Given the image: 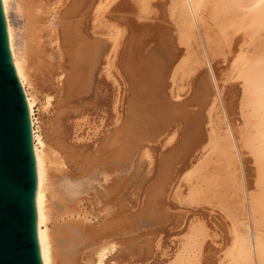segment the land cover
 Segmentation results:
<instances>
[{"label":"bare ground","instance_id":"6f19581e","mask_svg":"<svg viewBox=\"0 0 264 264\" xmlns=\"http://www.w3.org/2000/svg\"><path fill=\"white\" fill-rule=\"evenodd\" d=\"M2 1L8 48L30 120L43 264H115L123 256L115 249L118 234L129 237L142 227L155 239L170 230L168 224L178 230L174 239L169 237L171 245L163 246L158 236L155 243L146 242L138 260L159 252L165 257L162 264H264V58L249 60L244 55L249 52H243L246 37L258 35L252 28L264 30L263 16L245 13L235 19L229 11L217 16L213 0H63L57 18L59 9L52 16L48 0ZM223 1L222 10L258 8L264 13V0ZM114 3L138 9L140 19L153 21L160 30L155 41L151 37L145 44V31L142 43L141 31L134 33L140 39L128 36L129 31L124 41L133 23L126 11H108ZM11 11L20 20L17 26ZM217 64L225 69L237 65L243 80L237 117L224 107L216 117L213 99L223 69ZM100 74L116 85V92L107 91L115 92L114 98L110 95L113 115L118 117L124 103L128 114L80 163V143L96 136L100 126L86 116L99 103ZM211 86L216 91L210 100ZM191 87V100L176 103ZM40 97L59 109L55 124L44 132L36 118ZM137 117L145 120L143 128ZM140 151L148 159L147 176L155 174L142 207L124 219L113 210L114 217L92 224L82 202L98 209L107 203L116 173L132 165ZM248 154L256 169L255 194L245 177ZM170 191L176 202H185L184 209L198 210L172 211Z\"/></svg>","mask_w":264,"mask_h":264},{"label":"rangeland","instance_id":"374dc122","mask_svg":"<svg viewBox=\"0 0 264 264\" xmlns=\"http://www.w3.org/2000/svg\"><path fill=\"white\" fill-rule=\"evenodd\" d=\"M61 2L64 3L63 0H48L47 11H52L51 14L53 16V11H58V9H59L58 13L56 14V17L58 18L60 12L64 11V6H61V7L58 6L59 4L60 5L62 4ZM213 2H214V8H215L217 16H221L223 14V11H229L230 17H233L235 19L242 18L245 13H250V15L255 17L256 19H259V18H261L263 16V19H264L263 11L259 10L258 8L242 9V8L235 7V8L230 9V10H227V9L222 10L223 6H221V0H213ZM224 3H226V1ZM57 6H58V8H57ZM128 6H134V5L132 3V4L128 5ZM225 7H226V5H225ZM60 8H62V9H60ZM108 11H111L115 15L118 14L116 11H121V13L126 11L127 16L131 18L132 23H133L132 24V28H133V30H135V29L136 30L135 31H133L132 29H128V31L126 30L127 33H124L125 34L124 38H123L124 41L126 39H128L127 37L131 33H133L132 36L136 37L135 34L136 35L140 34V31H141L142 32L141 34L143 35L144 33H146L148 35L147 36L148 38H146V36L143 35L141 37L142 39H140L139 36L141 34L138 35V37H136V38H139L140 42L143 40V38H146V39H144V43L146 44L147 40L151 39V37H152V39L150 41H152V40L155 41L156 37L160 34V30L157 29V26L155 27L156 24H154L153 21H150V20L147 21V19L145 20L144 18L140 19V13H139L138 9L136 10V9H133L132 7H126V6L124 7V9H120V8L115 7V3H114L109 8ZM11 12H10L11 21H12L14 26H17L18 25V21H20V20H19V18H17V13L16 12H14V11L12 13ZM109 20H110V17H109ZM53 21H58V20L54 19ZM252 29L254 30V34H258L260 37L258 35H257L258 37L256 36V38L255 37L254 38L246 37V39L244 40V41H246V45L243 46V48H244L243 52L245 53V49H246V52H249V53L248 54H246V53L244 54L243 53V54L246 55L248 57V59L250 57L252 59H254V60L262 59V58H264V50L262 49V48H264L263 47V45H264V30H262L261 27L252 28ZM129 31H130V33L128 34ZM143 31H145V32L143 33ZM151 32H153L152 35H151ZM155 32H157L156 33L157 35L155 34ZM127 34H128V36H127ZM257 38H258L259 41L256 40ZM259 43L261 44V46H260ZM257 45H259V46H257ZM139 46H140L139 51H142L144 49V48H141L143 45L140 44ZM252 46H254V47H252ZM257 48L261 49V51L260 50L256 51ZM254 53H256V54H254ZM257 53H259V54H257ZM255 55H258V56H255ZM256 57H258V58H256ZM249 60H251V59H249ZM254 60H252V61H254ZM216 62L219 63V61H216ZM219 65L217 64L216 66L218 68H220L222 66V64L220 66ZM203 68L200 69L199 74L201 73V71H204ZM222 70H224V71H222ZM227 70H228V72H226ZM219 71L222 72V74L220 73V75L223 76V77L221 76V79L219 77V82H218L219 84L218 85H220L219 86L220 88L219 87H215L214 85L213 86H214L215 89H217V88L220 89V90L219 89L217 90V94H219V95H217L216 92H215V95H216L217 98L220 97L222 95V93H223L222 97H223V99L225 98V100H222V101H225V103L224 102L221 103L222 101L220 99H217L216 97L214 98V96H215L214 95V90L215 89H213V87L211 86L212 88L210 90L211 91L210 95L212 94V91H213V94L211 95V97H210V95H208L209 96L208 98H210V100L213 99V98H214L213 100L216 99L215 101H217V102H215L214 105L215 104L218 105V107H216V105H215V107L217 109L215 107L213 108L212 115H213V113L215 115V113L219 112L220 115H218V113H217L216 117L217 116H221L223 113H221L222 111L220 112L219 110H221L224 107L225 109H227V112L229 113V115L231 117H237V105L239 103L238 101L240 100L239 96L241 95L243 80L240 77V73H239V71L237 69V65L228 66L227 69H225V67H223V69H219ZM102 75L101 74L99 75V77H98L99 83L96 85V87L98 88V92H99V99L97 100L99 102V103H97L99 106L97 104H95L97 107L96 106H91L90 107L91 110H87V111H89L88 113L86 112V114H87L86 116L87 117L92 118L97 126L100 125L99 127H97V133H96V136L99 135V137H96L95 135H93L95 137L92 136V138H90V140L86 139L87 142L83 141L84 143L83 142L80 143V145H83V150L81 149L82 152L80 151V153L82 155L79 158V160H81L80 163H82L84 161L83 159L86 157L84 155H87L88 152H89V154H94L92 152H94L95 147L99 148V146H101L102 141L104 139H106L107 136L112 134V132H114L117 129L118 125L119 126L121 125V121H122V123L124 122V119L127 117V114H128L127 111H126L127 110V108H126L127 104L124 103V105L122 104L123 105L121 107L122 110H120L118 117L117 116L115 117V115H113L115 113H114L113 107H111V106H113V102H114L112 100H113L114 94L116 92V89H115L116 85H115L114 82H112V79L109 78L108 79L109 81H108L105 78V76H102ZM224 76H225V78H224ZM94 88H93V90H94ZM192 88L193 87L189 88L190 91L188 90L187 92H185L186 93L185 97H184V93H182L181 100L179 102H176V103H179V104L182 103V105H183V104L187 103L188 100L190 101L191 97L189 95H191L193 93V91H194V90H192ZM109 89H111V90H113L115 92H112V94H109L110 91H111ZM221 90L224 91V92H221ZM107 91L109 93H107ZM191 91H192V93L190 94ZM103 93L106 94L109 97H110V95L111 96L113 95L112 96L113 98L112 97H110L111 99L108 98V97L104 98L105 96H104ZM222 97H220V98L222 99ZM109 99H110V101H112V104H109V103H111L110 101H108ZM218 101H220V102H218ZM52 102H54V100ZM104 102H106V103L104 104ZM226 103L228 105H230L229 103H231V106H228ZM105 105H106V107H104ZM232 105H233V107H232ZM101 106L103 107V110L101 109L102 108ZM37 107H38V111H37L36 118L38 119V124L41 126V129L44 132V131H46L45 129H48L51 125L55 124L54 121L57 119L59 109H57V107H55L54 104L52 105V103L50 105H47L45 100L43 98H41V97L38 100V106ZM98 108H99V110L101 109V112L98 110ZM224 108H223V110H224ZM231 108H233V109H231ZM214 109H216L215 111H217V112H214ZM230 110H231V112H230ZM232 110H235V111H232ZM223 112H225V111H223ZM235 112H236V115H235ZM93 113L96 114V116ZM98 113H100L103 116V118H102V117H100L101 115H99V118H101L100 120H99L98 115H97ZM230 113H232V115ZM89 114H90V116H89ZM113 116L115 117V119L118 118L117 120H118V122L120 124L118 122H116L117 120L115 121V119H113ZM96 117L98 118V121H96L97 120ZM137 118H138L137 122L141 121V122H139L138 126L139 127H142V126L144 127L143 124H144L145 120L144 119L142 120L139 117H137ZM178 118L180 120H182V117H178ZM102 119H104L105 121L104 122L101 121ZM113 121H115L116 123L114 124ZM97 122L98 123L100 122L102 124L99 123V125H98ZM181 124H182V122H181ZM108 126L113 127V129L111 130V127H108ZM99 129L100 130L102 129L101 130L102 132ZM105 131H107L108 133L105 132ZM109 132H110V134H109ZM102 135H104V139H103ZM105 135H106V137H105ZM99 140H100L101 143L99 142ZM95 142H96V144H94ZM98 143H99V145H97ZM148 143L152 144V142H150V141ZM95 153H97V152H95ZM136 153H135L136 155H134V157H133L134 161H133L132 165H130L129 167H127L123 171H118L116 173L117 176L114 175V176H116V180H113V188L111 189V193L107 194L108 196H106L107 198L110 199V200H108L109 202L107 201V203H105L102 207L100 206V209H98L99 205L91 204L90 201H88V200H84L82 202L83 203L82 207L85 208V211L87 210L86 211L87 215H88V217L90 219V222L92 220V222H91L92 224H93V221H94V224H95V222H96V224H98L99 222H100L99 224H101V221L103 223L108 218H110L112 216L114 217V215L111 212L113 210L114 211L116 210L114 213L116 214V216H118V217L120 216V219L121 218L124 219V218H126L128 216H132L133 214L137 213L140 210V208L142 207V205L144 203V200L147 199V195H148L147 191H148L149 186L151 185V183L153 182V180L155 178V174L150 176V177L147 176V173H148V159H146V157L142 156V152L141 151L140 152H136ZM248 156H250V155L248 154V155L244 156V158H245L244 159L245 160V162H244L245 164L244 165H246V166H244L245 167V173H246L245 177L247 176L246 180L249 182V185H250V187H249L250 188V193L255 194L257 192L256 191L257 189H253V188H255L254 187V182H255V178H256V169L254 168L255 165H254V162H253L251 156H250V158ZM80 163L78 164L77 167H81ZM169 193H170L169 194V198H168V200L167 199L166 200H167V204L168 205L170 204V206L173 208V210L171 209L172 211H176L177 209L189 210V208H191L190 209L191 212H193V211L195 212L196 210H198L197 207H193V206L189 207L188 205H187L188 206L187 209H184V208H186L185 202L184 201H182L183 203L182 202H176V200H175L174 196L172 195L171 191ZM181 203H182V206H181ZM183 204H185V205H183ZM91 206H92V208H91ZM180 206L181 207L184 206V207L181 208ZM106 208H108V210H106ZM102 210H104V211L101 212ZM105 210H106V213H105ZM108 212H109V214L105 215ZM102 214H104V215H102ZM100 215H101V217L103 216L102 217L103 220H101L102 218L100 217ZM105 216H106V220L104 219ZM167 227L170 228V230L162 232L163 234L158 235L159 238L160 237L163 238L161 241L164 240L162 242L164 244L163 246H165V245L166 246H170L172 242L169 243V241L174 239L171 236H174V233L177 234V232H178L177 229L171 230L173 228V225L171 226V224H168ZM133 229H134V227H133ZM146 231L147 230L145 228L141 227L139 229L137 228V230L134 229L130 233L129 237H126V236L121 235V234L117 235V238L115 240V242H116V245H115L116 248L115 249H116V251L122 252L123 256L121 257V260L117 259L116 260L117 262L115 264H131L130 263L131 260H137L136 262H133V263H136V264H138V263H141V264H143V263H145V264H162V261H163V259H165V257L163 255H161V257H160L159 252H157L156 254H152L153 256L149 254V257L147 259L142 258V260H138L139 259V255H141L143 253V251H144L143 247L145 246L146 242H151V241L154 242V241L158 240L157 239L158 236H156L155 239H154L152 233H145ZM153 242H152V244H153ZM153 246L154 245L151 246V250H152ZM112 264H114V263H112Z\"/></svg>","mask_w":264,"mask_h":264},{"label":"water","instance_id":"95a60500","mask_svg":"<svg viewBox=\"0 0 264 264\" xmlns=\"http://www.w3.org/2000/svg\"><path fill=\"white\" fill-rule=\"evenodd\" d=\"M35 187L30 120L0 0V264H43Z\"/></svg>","mask_w":264,"mask_h":264}]
</instances>
